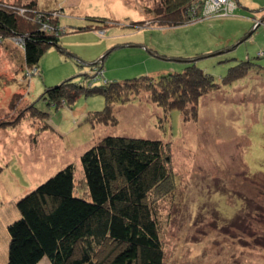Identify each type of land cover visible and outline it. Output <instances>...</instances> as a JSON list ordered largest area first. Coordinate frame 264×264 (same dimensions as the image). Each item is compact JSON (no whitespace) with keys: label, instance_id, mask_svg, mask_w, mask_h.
I'll return each instance as SVG.
<instances>
[{"label":"rangeland","instance_id":"1","mask_svg":"<svg viewBox=\"0 0 264 264\" xmlns=\"http://www.w3.org/2000/svg\"><path fill=\"white\" fill-rule=\"evenodd\" d=\"M201 1L193 20L172 27L159 23L164 0H0L47 11L57 22L46 30L60 38L31 70L25 38L0 39V264H7L1 226L20 197L70 163L77 191L87 193L81 158L106 135L158 139L171 154L174 185L153 199L161 202L164 264H264V0ZM190 57L219 83L231 68L252 64L245 78L200 99L197 123L141 93L115 105L116 126L93 129L86 120L104 110L102 96L59 108L43 98L73 78L90 87L181 73Z\"/></svg>","mask_w":264,"mask_h":264},{"label":"trees","instance_id":"2","mask_svg":"<svg viewBox=\"0 0 264 264\" xmlns=\"http://www.w3.org/2000/svg\"><path fill=\"white\" fill-rule=\"evenodd\" d=\"M200 1L180 0L175 7L164 0L168 13L164 11L160 16L164 19H159V23L172 27L185 25L196 16L195 9L199 8ZM173 2L178 4V1ZM24 8L0 3V39L23 36L25 66L26 70H31L38 68L46 51L57 46L60 38L44 29V25L56 21L48 17L47 11H36L34 3ZM171 10L174 12L169 16ZM55 26L59 27L58 24ZM188 59L192 62L185 61L188 64L181 73L90 87L73 78L47 88L43 98L48 106L59 108L60 101L65 102L63 106H71L70 102L75 103L81 96H102L104 110L86 120L93 129L99 128L97 125L116 126L115 105L138 101L141 93L147 94L164 112L181 111L185 124L197 123L200 99L234 85L252 68L248 62L238 64L219 83L197 66L199 59ZM33 110L38 116L48 115L35 106ZM168 151L158 139L106 135L94 142L81 158L87 193L77 191L76 171L74 164L70 163L34 189L26 191L16 202L18 212L14 211L16 214L9 218L6 227L1 226L4 246L8 247L5 262L164 264L161 202L153 203V199L165 183L174 185L169 170L172 157Z\"/></svg>","mask_w":264,"mask_h":264},{"label":"built area","instance_id":"3","mask_svg":"<svg viewBox=\"0 0 264 264\" xmlns=\"http://www.w3.org/2000/svg\"><path fill=\"white\" fill-rule=\"evenodd\" d=\"M208 0H205V2H207ZM209 3V2H208ZM215 10H213V12L212 13H222V11H223V9L222 8H219V9H216V6H214L213 7ZM211 13V14H212ZM225 14H227V12L225 13ZM44 29L46 30L47 29V26L46 25H44Z\"/></svg>","mask_w":264,"mask_h":264},{"label":"crops","instance_id":"4","mask_svg":"<svg viewBox=\"0 0 264 264\" xmlns=\"http://www.w3.org/2000/svg\"><path fill=\"white\" fill-rule=\"evenodd\" d=\"M262 12H264V11H262ZM91 31H93V30H91ZM14 214H16V212ZM9 221H10L9 219H5L4 220V227L7 226V224H8ZM6 249L7 248H5V253H6Z\"/></svg>","mask_w":264,"mask_h":264}]
</instances>
